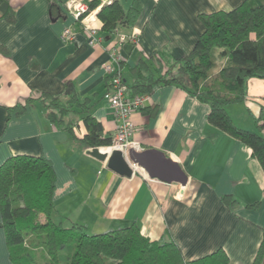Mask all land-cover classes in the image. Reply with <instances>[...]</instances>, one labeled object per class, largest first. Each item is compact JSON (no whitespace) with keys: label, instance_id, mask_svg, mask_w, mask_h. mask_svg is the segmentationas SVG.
<instances>
[{"label":"crops","instance_id":"crops-1","mask_svg":"<svg viewBox=\"0 0 264 264\" xmlns=\"http://www.w3.org/2000/svg\"><path fill=\"white\" fill-rule=\"evenodd\" d=\"M66 0H9L14 23L0 20V165L14 155L43 156L55 172V223L85 225L102 233L136 223L152 241L171 240L185 261L222 249L228 264H252L264 229V174L251 149L207 122L209 106L174 84H160L148 95L144 110L131 115L132 140L144 149H158L179 163L188 177L181 199L177 184L146 180L143 172L120 177L106 164L88 156L80 139L86 132L79 120L74 136L57 129L37 101L41 92L63 95L70 85L80 99H89V113L113 138L116 118L104 95L108 79L102 66L110 63L116 41L102 36L98 45L77 25L75 39L63 43L60 34L71 23ZM127 10L133 0H118ZM244 0H138L131 28L120 31L137 40L119 45L121 76L131 85L130 68L157 53L163 60L180 58L194 47L203 31L198 16L229 11ZM159 59V57H158ZM166 60H169L168 57ZM161 61V60H160ZM152 62L160 66L156 57ZM164 67V66H163ZM24 110L15 115L7 109ZM264 109V81L251 78L243 103L228 106V114L243 129L258 132L255 118ZM237 200L231 210L222 202ZM261 200L257 209H246ZM0 264H12L0 218ZM264 264V257L261 261Z\"/></svg>","mask_w":264,"mask_h":264},{"label":"trees","instance_id":"trees-1","mask_svg":"<svg viewBox=\"0 0 264 264\" xmlns=\"http://www.w3.org/2000/svg\"><path fill=\"white\" fill-rule=\"evenodd\" d=\"M98 4V0H93L89 8ZM139 8L138 0H133L127 10L118 0L103 4L97 12L101 33L109 37L123 25L132 28ZM198 19L203 31L187 55L171 59L167 53L169 60H163L154 53L130 68L132 82L127 87V97L150 95L160 84L178 86L209 106L207 122L248 146L264 174V137L238 127L226 110L244 102L249 79L264 81V0H244L234 9L201 14ZM0 20H16V10L9 0H0ZM153 57L163 61L164 67H157ZM37 101L47 109L49 123L72 137L74 127L82 120L86 132L80 143L84 148L111 144L112 138L104 136L101 124L89 113V99H80L72 86L66 85L63 95L41 92ZM7 110L19 115L24 106ZM255 124L264 128V109L255 118ZM55 183L52 163L43 156L14 155L0 165L1 227L12 264L229 263L222 249L185 261L173 241H152L136 223L96 234H88L85 225L64 226L62 220L55 223ZM222 202L231 210L237 206V200L229 195L223 196ZM260 205L261 200L244 207L257 209ZM263 257L264 229L252 264H261Z\"/></svg>","mask_w":264,"mask_h":264},{"label":"built area","instance_id":"built-area-1","mask_svg":"<svg viewBox=\"0 0 264 264\" xmlns=\"http://www.w3.org/2000/svg\"><path fill=\"white\" fill-rule=\"evenodd\" d=\"M91 1L93 0H66L64 2L63 6L66 14L71 19V23L66 25L60 34V40L63 43H71L75 39V25L86 35L89 45L95 46L102 42L103 39L100 35L101 22L97 17V12L103 4H109L112 0H98L99 4L94 9L89 8ZM120 28L115 29L113 32L116 41L109 49L110 63L101 67L108 79V90L104 98L113 110L116 118L115 134L111 144L105 148L109 150L108 153L113 150H120L124 155H127V151L130 148L137 151L143 150L138 143L132 140L135 127L130 118L133 113L144 109L148 101V95H139L132 99H128L127 97V86L122 79L120 70L123 61L118 53V47L126 41L135 42L138 32L134 29L132 30V34L128 36L122 33ZM143 175L146 180H150L144 172ZM182 189L183 187H180V190L176 191L175 198L181 199Z\"/></svg>","mask_w":264,"mask_h":264},{"label":"water","instance_id":"water-1","mask_svg":"<svg viewBox=\"0 0 264 264\" xmlns=\"http://www.w3.org/2000/svg\"><path fill=\"white\" fill-rule=\"evenodd\" d=\"M86 154L105 163L108 170L120 177L130 178L134 171L140 170L149 179H156L166 184L185 187L188 182V177L179 163L158 149L137 151L130 148L127 155H124L120 150L106 153L98 147L87 150Z\"/></svg>","mask_w":264,"mask_h":264},{"label":"rangeland","instance_id":"rangeland-1","mask_svg":"<svg viewBox=\"0 0 264 264\" xmlns=\"http://www.w3.org/2000/svg\"><path fill=\"white\" fill-rule=\"evenodd\" d=\"M62 222H63V221H62ZM63 223H64V222H63ZM66 224H68V223H66ZM66 224H65V225L63 224V225L66 226ZM93 232H96V231H93L92 228L87 230V233H88V234H95V233H93Z\"/></svg>","mask_w":264,"mask_h":264},{"label":"bare ground","instance_id":"bare-ground-1","mask_svg":"<svg viewBox=\"0 0 264 264\" xmlns=\"http://www.w3.org/2000/svg\"><path fill=\"white\" fill-rule=\"evenodd\" d=\"M100 150H101L102 152H106V153L109 152V150H108L107 148H105V147L101 148Z\"/></svg>","mask_w":264,"mask_h":264}]
</instances>
